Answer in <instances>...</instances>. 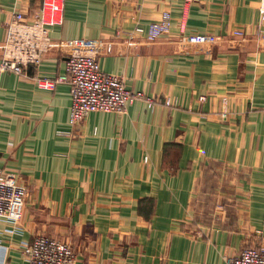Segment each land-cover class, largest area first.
I'll return each instance as SVG.
<instances>
[{
  "label": "crops",
  "instance_id": "obj_1",
  "mask_svg": "<svg viewBox=\"0 0 264 264\" xmlns=\"http://www.w3.org/2000/svg\"><path fill=\"white\" fill-rule=\"evenodd\" d=\"M45 2L60 9L50 51L0 72V171L30 193L0 222V264H30L38 235L72 243L75 264H231L264 245L262 1L0 0V61L14 12ZM164 11L171 32L152 41ZM79 47L144 97L71 125L69 83L38 82Z\"/></svg>",
  "mask_w": 264,
  "mask_h": 264
},
{
  "label": "built area",
  "instance_id": "obj_2",
  "mask_svg": "<svg viewBox=\"0 0 264 264\" xmlns=\"http://www.w3.org/2000/svg\"><path fill=\"white\" fill-rule=\"evenodd\" d=\"M189 1V0H186ZM47 2V1H46ZM45 2L43 13L29 18L24 12H14L7 24L0 72L13 71L25 74L29 66H39L50 51L51 29L55 26L58 4ZM264 4L262 14L264 16ZM170 11H164L158 21L152 22L146 36L152 41L169 35L172 29ZM235 34H242L236 31ZM65 73L56 79H42L40 88L53 90L59 82H67L71 91L70 124L77 126L94 112H124L128 105L144 95L126 87L124 80L115 74L103 72L100 65V53L96 48L79 47L68 56ZM27 189L14 175L0 172V222H18L25 213ZM24 253L30 264H75L76 252L67 240H59L45 235L36 236L26 245ZM5 264V263H4ZM231 264H264V245H254L240 251L231 260Z\"/></svg>",
  "mask_w": 264,
  "mask_h": 264
},
{
  "label": "rangeland",
  "instance_id": "obj_3",
  "mask_svg": "<svg viewBox=\"0 0 264 264\" xmlns=\"http://www.w3.org/2000/svg\"><path fill=\"white\" fill-rule=\"evenodd\" d=\"M262 1V7H263V4H264V0H261ZM264 13V12H263ZM236 32V31H235ZM234 32V33H235ZM235 35H237V36H240V34H235ZM242 35V34H241ZM202 100H205V98H202ZM3 175H14L16 178H17V180H18V182L21 184V185H23L26 189H27V193H29V189L27 188V186H25L24 184H22L20 181H19V178L14 174V173H3L2 171H0ZM30 194V193H29ZM29 194H28V197H29ZM27 197V198H28ZM27 198H26V201H27Z\"/></svg>",
  "mask_w": 264,
  "mask_h": 264
}]
</instances>
